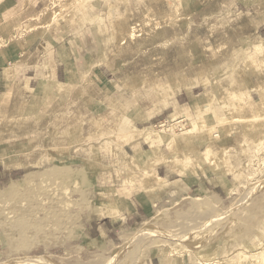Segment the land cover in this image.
Wrapping results in <instances>:
<instances>
[{
  "label": "rangeland",
  "instance_id": "rangeland-1",
  "mask_svg": "<svg viewBox=\"0 0 264 264\" xmlns=\"http://www.w3.org/2000/svg\"><path fill=\"white\" fill-rule=\"evenodd\" d=\"M31 3L0 6V55L14 69L0 96V155L19 159L30 175L40 173L23 185L20 203L0 194V264H136L171 252H188L194 264H264L255 254L264 248V106L256 116L251 106L264 103V54L254 52L261 39L249 38L264 26V0H33L36 11ZM35 36L44 40L37 48L42 77L49 78L54 59L66 62L67 88H75L70 96L49 82L35 96L19 94L15 71L31 72L16 62ZM192 70L201 78L200 106L168 109L159 122L139 126L150 127L149 134L160 122L170 129L159 132L158 145L147 142L148 166L117 155L147 134L124 117L138 116V104H152L150 114L167 107L179 89L175 78L184 87ZM253 80L259 83L252 99ZM234 94L240 107L231 105ZM114 100H120L115 107ZM108 109L121 113L114 120ZM247 120L262 129L251 132L256 125ZM195 124L207 129L190 141L216 164H203L195 152L190 173L215 174L225 194L188 200L173 185L143 184L152 166L175 165L178 155L191 163L185 144L172 151L163 137L176 140ZM137 202L146 215L121 244L84 242L85 220L107 216L108 206H120L108 216L121 217Z\"/></svg>",
  "mask_w": 264,
  "mask_h": 264
},
{
  "label": "crops",
  "instance_id": "crops-1",
  "mask_svg": "<svg viewBox=\"0 0 264 264\" xmlns=\"http://www.w3.org/2000/svg\"><path fill=\"white\" fill-rule=\"evenodd\" d=\"M17 0H0V6L2 7V10H5L6 6H9L10 3L15 2ZM29 1V0H27ZM20 7L23 6V3H19ZM36 11V7L33 4V0L31 5H29ZM22 8V7H21ZM3 12V11H1ZM235 29L232 30V32L235 33ZM255 34V35H254ZM234 36V35H233ZM31 42H29L28 46L25 48L23 55L18 59V68L20 70L21 65L25 67L27 65L28 71L31 72L30 76H23L21 75V72L15 71L17 76H21L19 78L20 82H15V84L18 83L17 86L21 85L19 87V94L22 96L24 95V91L28 90L31 91L33 94L36 92L40 85H48L47 82H49V85H52V90H56L57 87H62L63 90L67 91L68 96L72 94L75 88H67L68 84V76H67V63L63 60H55V67L54 70L51 71L49 78L42 77V61L41 58L38 57L37 48L39 45L44 41L41 36H35ZM235 37V36H234ZM249 38H253L254 40L261 39V42L264 41V26L260 27V29L256 30L253 35H250ZM236 44L239 43V41L236 39L234 40ZM239 46V45H238ZM238 46L236 47L238 49ZM36 51L37 55H33V51ZM23 57V58H22ZM223 57V56H221ZM2 58H4L2 60ZM22 58V60H20ZM50 58V57H49ZM50 60V59H49ZM21 63V64H20ZM47 61L43 62L45 65ZM50 63V61H49ZM9 64V61H7V58L5 56L0 55V96L1 94H6L10 85L8 86L7 82V76L10 74L12 70L11 67H7ZM12 64V63H11ZM197 67V66H195ZM195 71V68H194ZM212 72V71H211ZM210 72V78L213 75ZM199 73V71H198ZM197 71L196 73H185L187 77L186 86L180 85L178 92L175 93V95L171 98H169L170 102L167 107L161 108L159 112H152L153 114H150L149 112L152 110L149 108V106H152V104L147 105L145 108L139 105V115L138 116H132L131 118L124 117V119L132 120L130 122H134L135 126L138 128H141L139 126L146 125V124H152V122H159L161 119V116H164L163 114L168 109H174V112L176 109L182 110L181 108L188 107L189 104L191 106H195L194 103H199L198 101L202 98L203 93L201 92V86L198 83L201 78L198 75ZM7 75V76H6ZM101 77L105 79L103 74H101ZM85 78V76H79V79ZM181 78V77H180ZM43 81V82H41ZM190 81H193L195 84H190ZM254 81V80H253ZM245 82V81H243ZM259 81H255L252 83V85L248 86L251 91L252 99L253 95L257 94V87H258ZM243 87L247 88L245 83H242ZM240 85V86H242ZM238 86V87H240ZM172 87V86H171ZM173 88V87H172ZM58 89V88H57ZM61 89V88H60ZM53 91V93H54ZM53 93H50L53 94ZM33 96V95H32ZM35 96V94H34ZM168 100V101H169ZM3 101V100H2ZM211 101V99H210ZM117 102L120 103V100H114L113 106L115 107L117 105ZM177 107V108H176ZM114 111V120H116L117 114L121 113V110L116 109H108L107 112ZM137 111V110H135ZM134 111V112H135ZM126 112V111H125ZM123 119V120H124ZM136 128V129H138ZM150 127L147 128H141L138 129L140 131H144L143 133H147L146 131L149 130ZM262 129V128H260ZM123 139V138H122ZM148 144L146 141H144L143 138H139L138 140H132L129 143H126L125 145L121 146L117 151L116 154L123 155V158H125V155H127L130 160H132L133 164L135 162L136 156L145 151L149 150V147L146 145ZM165 145V144H164ZM145 146L148 147V149H145ZM125 154V155H124ZM165 163L156 165L155 168V174L156 176L161 179V184H164L166 186L173 185L176 187V190L178 194L181 195L183 199H192L193 197H199L204 196L206 194L211 195L213 197H220V193L225 194L224 188L220 184H218L219 178L212 174L206 177H196V175H192L187 171L188 175H183L182 177L180 174L176 173L175 171L183 174L180 167V165H172L173 171L171 166H167ZM179 163V162H178ZM132 164V163H131ZM132 164V165H133ZM22 162L18 160H13L8 155H0V194H7V197L11 198V204L15 205L17 203H20L19 201V193L24 188V184L30 180V177L32 176L33 181L40 176V173H37V171H33L32 175H30L27 171L24 170V167L21 166ZM170 165V162L169 164ZM130 171V170H129ZM158 184V182H157ZM24 185V186H23ZM23 186V187H22ZM4 196V195H2ZM137 205H133L131 208V211L123 213L121 217L114 218V216H103L101 218L91 217L88 220H85L82 225L84 226V242L88 245H91L94 248H102L104 246L106 247H112L114 244L118 243L121 244L124 239L129 234V230L136 224L140 223L141 220L145 217L146 211L143 208L139 202H137ZM13 207V206H12ZM4 217L0 215V236L4 235ZM164 258L160 259L158 258L157 254L148 256L145 255L144 257L140 258L136 264H164ZM167 260V259H166ZM168 264H179L174 263L173 258H169L166 261Z\"/></svg>",
  "mask_w": 264,
  "mask_h": 264
},
{
  "label": "bare ground",
  "instance_id": "bare-ground-1",
  "mask_svg": "<svg viewBox=\"0 0 264 264\" xmlns=\"http://www.w3.org/2000/svg\"><path fill=\"white\" fill-rule=\"evenodd\" d=\"M75 2H76V0H75ZM49 21V20H48ZM124 31V30H123ZM134 34V33H133ZM132 34V35H133ZM131 39H133V36H131ZM143 40V39H142ZM264 42H262V44L261 45H258V46H256V48L254 49V52L255 53H257V54H264V44H263ZM177 73V72H176ZM182 84V80H181V78L180 77H178V78H175V87L176 88H179L180 87V85ZM183 85V84H182ZM176 90V89H175ZM231 95H232V92H231ZM234 98H233V101H231V105H233L234 106V103H236L237 104V106L238 105H240V99L234 94ZM199 102V101H198ZM212 102V101H211ZM210 102V103H211ZM261 103V104H260ZM259 104L258 103H254V104H252L251 106H252V112H253V115L254 116H256L257 114H259V113H261V111L263 110V106H264V103H262V102H260ZM194 105L195 106H200L199 105V103H194ZM238 107H240V106H238ZM173 118H176V116H174ZM246 119V118H245ZM242 120V119H241ZM247 121H249V120H247ZM236 122V121H235ZM241 122V121H240ZM256 122V121H255ZM254 121H252V122H250L249 121V123H246V126H249L250 124H252V125H256V126H254L255 128H254V130H252L251 132H254V131H257V130H259L260 129V127H259V125L257 124V122L255 123ZM179 123L180 122H174L171 126H180L179 125ZM243 124H244V122H243ZM170 126V127H171ZM195 126V131H194V129H192V130H188V131H186L185 133H184V135L183 136H181V137H179V138H176V140L173 138V139H169V138H167V137H163L165 140V142H166V144H168V148L170 149V150H172L173 151V149L175 148V149H179V150H182V148H181V146H180V144H185L187 147H188V154H189V156H190V158L189 159H191L190 160V162L191 163H189L182 155H178V156H176V159L178 160V162L179 163H177V165H180V167L182 168V169H186V170H188V172L190 173V171H191V169H192V167H196L197 166V163L195 162V160H196V156H194V155H192L193 153H195V152H197V153H199V155L200 156H202L203 157V160L205 161L203 164H206V163H208L207 165H210V166H212V165H215L216 164V161H214V160H212V159H210L209 157H207V153H208V151L207 152H205V153H203V154H201L200 153V151L192 144V142L190 141V139L193 137L192 135H193V132H199V133H204V132H200V131H205L206 129L204 128V129H197L196 130V128H198V124H195L194 125ZM251 126V125H250ZM169 127V126H168ZM168 127L166 126V124L164 123V122H160V123H158V128L157 129H159L158 131H157V133H152V134H149V133H147L144 137H143V139H144V141H146V142H148L149 144H151V145H153L154 143H156L157 145L159 144V142H162V137L160 136V134H159V132H162V133H169V131H170V129H168ZM182 128V127H181ZM181 130H183V129H181ZM139 132V131H138ZM143 132V131H142ZM203 134H199L198 136H202ZM194 138V137H193ZM146 153V152H145ZM173 154V153H172ZM181 154V153H180ZM152 159L149 157V159H147L146 158V155L143 153L142 154V152L141 153H139L137 156H136V159H135V161L136 162H138V165L140 166L141 164H143V165H145V166H148L147 164L151 161ZM197 161V160H196ZM151 169H148L149 171L148 172H146L145 173V176H144V178H143V181H142V183L143 184H145V185H150V184H153V181H161V179H159L157 176H156V174H155V168L152 166V167H150ZM147 171V170H146ZM216 172H218V171H216ZM153 176V180H151V177ZM108 211H109V213H108V215L110 214V215H113V214H115V213H118L120 210H121V208H120V206L119 207H110V206H108V209H107ZM187 254H182V253H179L178 255H175L173 252H171V253H169L168 255H166L167 256V258H166V256L164 257V258H166V259H168L169 257L170 258H173V261H174V263H179V264H194L193 263V261L190 259V255L188 254V252H186ZM255 254H257V255H260V261H264V248H263V251H261V252H257V253H255ZM33 258V257H32ZM37 257H35V259H36ZM164 260V264H168L166 261L167 260ZM202 259H207V257L206 256H204V257H202ZM30 260H32L31 258H30ZM34 260V259H33ZM198 260V259H197ZM206 261H208V260H206ZM7 262H9V261H7ZM204 262V261H203ZM197 263V262H196ZM195 263V264H196ZM201 263V262H200ZM214 264H217V263H215L214 262Z\"/></svg>",
  "mask_w": 264,
  "mask_h": 264
}]
</instances>
